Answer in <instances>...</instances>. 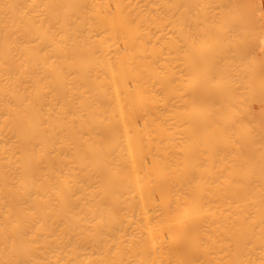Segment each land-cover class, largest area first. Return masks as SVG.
<instances>
[{
    "label": "bare ground",
    "instance_id": "bare-ground-1",
    "mask_svg": "<svg viewBox=\"0 0 264 264\" xmlns=\"http://www.w3.org/2000/svg\"><path fill=\"white\" fill-rule=\"evenodd\" d=\"M0 264H264V0H0Z\"/></svg>",
    "mask_w": 264,
    "mask_h": 264
},
{
    "label": "rangeland",
    "instance_id": "rangeland-1",
    "mask_svg": "<svg viewBox=\"0 0 264 264\" xmlns=\"http://www.w3.org/2000/svg\"><path fill=\"white\" fill-rule=\"evenodd\" d=\"M126 2L138 3V4H161L164 2H171L172 0H125Z\"/></svg>",
    "mask_w": 264,
    "mask_h": 264
}]
</instances>
